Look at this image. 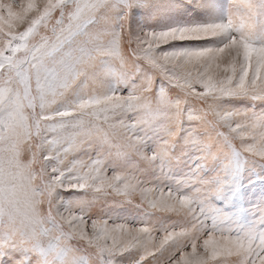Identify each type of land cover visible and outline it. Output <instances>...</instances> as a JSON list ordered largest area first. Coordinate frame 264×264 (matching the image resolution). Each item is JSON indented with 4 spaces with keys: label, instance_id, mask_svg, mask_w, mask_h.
Instances as JSON below:
<instances>
[{
    "label": "snow or ice",
    "instance_id": "1",
    "mask_svg": "<svg viewBox=\"0 0 264 264\" xmlns=\"http://www.w3.org/2000/svg\"><path fill=\"white\" fill-rule=\"evenodd\" d=\"M256 180L264 0H0V264H264Z\"/></svg>",
    "mask_w": 264,
    "mask_h": 264
},
{
    "label": "rangeland",
    "instance_id": "2",
    "mask_svg": "<svg viewBox=\"0 0 264 264\" xmlns=\"http://www.w3.org/2000/svg\"><path fill=\"white\" fill-rule=\"evenodd\" d=\"M6 2H8V0H6ZM12 2L18 3L19 0H12ZM24 2L26 3L27 0H24ZM213 2L220 4V5H224V4H226L227 0H213ZM138 18L141 21H143L144 16L139 15ZM192 18L203 19V16L199 13H195ZM175 163L176 162L174 161V164ZM181 168H183V164H180L176 169L178 175L181 174L180 173ZM109 174H111V173H109ZM262 191H264V184H262L260 181H258V180H256L255 182L246 181L245 203L250 205L251 203L255 202L256 197L259 196ZM106 200L108 201V203H105L104 201L95 202L94 207L92 209V213L94 215H102L104 212H109V213H111V215L113 217H126L129 221H131L133 218L138 217L139 214L142 212V209L136 207V205L140 202L139 196L133 197L131 203H129L127 200H123L122 197H107ZM113 201H122V202L115 203ZM155 215L161 216L163 218H167V214L155 213ZM173 219H175V217H173ZM137 226H139V225H137ZM187 251L190 252L191 249L188 248ZM156 255L159 258L158 264H168V259H169V255H170L168 252H165L164 254L157 253ZM175 255L178 258L180 253L177 252V253H175ZM152 261H153V258L149 257L145 261V264H150V262H152Z\"/></svg>",
    "mask_w": 264,
    "mask_h": 264
}]
</instances>
